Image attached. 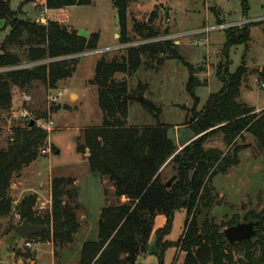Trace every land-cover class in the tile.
<instances>
[{
    "label": "trees",
    "instance_id": "1",
    "mask_svg": "<svg viewBox=\"0 0 264 264\" xmlns=\"http://www.w3.org/2000/svg\"><path fill=\"white\" fill-rule=\"evenodd\" d=\"M94 1L44 0L43 5L50 11H59L68 20L69 8L90 6ZM130 3L131 0H113L121 45L131 43L128 29ZM243 3L244 12H247V0ZM17 15L11 0H0V20L10 27L9 34L0 43L1 110L12 108L14 88L29 89L40 82L49 89H56L59 82L72 78L77 71L79 55L97 51L101 38L99 32L82 36L56 14L48 17L45 24ZM237 28L225 29L226 47L249 39L247 26L242 36V31ZM133 32L143 41L170 34L168 29L161 34L153 23L135 20ZM16 46L28 47L26 61L35 64L34 67L21 66V57L13 52ZM167 60H178L187 68V91L194 99L192 117L185 125L193 130L196 138L180 151L169 136L168 125H129V107L134 100L128 97L143 95L145 87L140 84L130 91L127 81L116 80L118 74L133 77L142 66L159 69ZM44 62L48 63L41 64ZM203 71V67L197 68L186 61L179 46L171 40L129 47L125 54L111 60L103 55L97 61L90 84L97 87L103 121L101 126L83 130L77 151L89 152L90 171L108 180L113 194L104 189L107 205L100 213L98 239L83 243L78 264H137L138 257L146 253L159 215L167 218V225L158 232V246L163 252L170 246L176 247L184 253L183 264H264V213L247 216L242 221L261 224L256 228L257 238L237 244L227 241L224 229L239 220L221 225L208 217L199 221L202 212L209 211L218 197L213 186L215 176L227 174L238 166L239 153L245 148L238 141L245 140V134L255 138L257 150L264 156V110L257 112L255 107L240 101L241 87L248 74L246 62L243 61L233 74L220 66L218 77L223 87L218 93L211 94L203 109L198 110L199 98L195 90L202 85L198 74ZM259 77L264 84V68L259 71ZM143 104L156 117L160 113L153 103L144 101ZM216 135L222 136L228 147L226 152L206 146ZM48 137L44 129L27 122L16 130L8 147L0 150V217L13 208L10 197L13 180L39 159ZM51 149L57 151L54 146ZM169 166L174 172L171 178L165 176ZM173 177L175 180L168 185ZM124 197L127 201L122 202ZM51 198V212L46 216L36 217L35 195L20 202L19 215L22 223L27 221L47 228L31 240L51 241L56 248H66L74 244L82 227L77 214L82 207L76 180L53 178ZM181 210L187 214L185 232L177 242H168L165 238L171 230L174 215Z\"/></svg>",
    "mask_w": 264,
    "mask_h": 264
},
{
    "label": "rangeland",
    "instance_id": "2",
    "mask_svg": "<svg viewBox=\"0 0 264 264\" xmlns=\"http://www.w3.org/2000/svg\"><path fill=\"white\" fill-rule=\"evenodd\" d=\"M137 2L131 0L130 3L128 29L131 43L128 46L119 47L127 44L119 43L118 31L116 49L91 51L79 56L74 76L59 82L56 89H49L40 82L34 83L29 89L14 88L12 108L0 109V150L7 148L16 130L27 123L18 118L21 107L19 101L23 93L32 97V102L26 105L31 114L29 122L34 120L41 128L49 121L54 123L51 131L45 130L49 137L39 159L26 168L20 177L13 180L10 191L13 208L10 213L0 217V264H42L37 258L40 240L37 238L31 240L30 237L28 241L34 247H26L14 229L22 224L18 211L20 202L29 195L37 197V204L34 207L36 217H43L51 212L52 198L49 187L52 179L56 177H72L77 180L79 196L84 199V203L81 204L83 208L77 212L78 219L81 224L87 222L86 219L89 223L82 225L83 230L80 229L75 236L73 245L61 249L54 247L55 264H78L83 242L98 239L100 213L105 202L104 187L111 194L113 192L108 180L100 178L101 183L90 171L87 160L89 152L78 153L77 147L82 142L83 130L101 126L103 121L97 87L90 84L96 63L103 55L111 60L143 41L133 32L134 20L153 23L161 34L167 29L170 34L194 31L202 27L211 29L208 34L197 37L200 45H195L189 38L180 39L183 44L179 45L180 54L186 61L197 68H204L203 73L198 74L202 85L197 86L195 90L199 98L198 110L203 109L211 94L222 89L223 84L218 77L220 66L229 74H233L243 61L246 62L248 74L241 87L240 101L261 108L257 112L264 110V87L259 77V71L264 68V21L258 23L264 20V0H247V12H244L243 0H137ZM43 3L44 0H11V7L18 13L19 18L35 20L42 24L47 23L48 17L56 14L82 36L88 37L94 32H99L100 50L115 45L114 31L118 29V19L111 0H96L90 6L71 7L68 10L69 20H66L59 11L47 12ZM192 10L197 11L195 15L189 16ZM219 14V18H223L222 24H219ZM241 21L245 22V25L238 26L237 29L242 31V34L247 26L249 39L226 47V28L221 27ZM219 27L220 29H217ZM9 32L10 27L6 26L5 21L0 20V43ZM172 41L175 44L177 42ZM27 51V46L13 48V52L23 61L21 66L31 68L35 64L26 61ZM188 79L187 68L178 60H167L159 69L142 66L133 77L125 74L116 75V80L127 81L130 91L136 90L140 84L144 86V101L153 103L156 109L160 110L156 117L145 108L144 101L134 100L129 107V125L134 127L156 126L158 123L168 125L170 137L178 144L192 137L193 130L184 127L191 119V110L194 108V99L187 91ZM71 94L75 95L71 98ZM56 96L59 98V104L51 103L50 97ZM238 144L245 147L239 153L240 162L229 173L215 176L213 186L218 197L209 211L202 212L200 222L208 217L221 225L235 220L242 222L247 216L264 213V156L259 154L255 138L250 134H245V140L238 141ZM51 146L56 147L57 151H53ZM206 146L220 148L225 152L228 150L221 135L211 138ZM43 150L48 151L44 154ZM173 173L172 167L169 166L165 176L171 178ZM42 204H45L44 209H41ZM186 218L184 210L175 213L166 241L175 243L181 238L185 232ZM166 225L167 218L159 215L155 220L146 253L140 255L143 257L137 264L162 262L183 264L184 253H180L176 247L170 246L163 252L158 246V232ZM84 229L89 230L85 232Z\"/></svg>",
    "mask_w": 264,
    "mask_h": 264
},
{
    "label": "water",
    "instance_id": "3",
    "mask_svg": "<svg viewBox=\"0 0 264 264\" xmlns=\"http://www.w3.org/2000/svg\"><path fill=\"white\" fill-rule=\"evenodd\" d=\"M84 55V54H82ZM80 55V56H82ZM132 98L137 102L144 101V95L128 97ZM36 121L32 120L30 122V126H33ZM176 177H173L167 184L170 185ZM261 224V222L248 221V222H240L237 221L235 225L224 230L225 237L230 244H237L240 242L251 241L257 238L258 232L257 227ZM47 228L44 226H38L31 224L27 221H24L22 224L15 228V233L18 235L20 239L23 241L28 240L30 237L38 235L44 232Z\"/></svg>",
    "mask_w": 264,
    "mask_h": 264
},
{
    "label": "built area",
    "instance_id": "4",
    "mask_svg": "<svg viewBox=\"0 0 264 264\" xmlns=\"http://www.w3.org/2000/svg\"><path fill=\"white\" fill-rule=\"evenodd\" d=\"M264 20H260L258 22H262ZM242 25H245V22H241L239 24H236V25H230V26H225V27H221V28H230V27H238V26H242ZM217 29H220L217 28ZM211 31L210 28L208 27H202L196 31H192V32H189V33H184V34H169V35H161V36H158V37H155V38H151V39H147V40H144L140 43H138L136 46H139V45H142V44H150V43H157V42H163V41H168V40H177V42L183 38V37H190L192 38V40L194 41L195 45H200V41L197 40V37L199 35H204V34H208L209 32ZM127 45H124V46H120L122 48H125ZM80 56V55H79ZM83 56V55H82ZM263 87H264V84H263ZM32 102V97L30 95H28L27 93H23L22 94V97L19 101V104L21 105L20 107V110L18 111V118L22 121H26V122H29L30 119H31V114H30V111L26 108V105H29L30 103ZM50 102L51 103H56V104H59V98L56 96V97H50ZM53 121H49L47 122L42 128L44 130H48V131H51L53 129ZM48 150H43V153H47ZM52 204V202H51ZM45 204H42L41 206V209H44L45 207ZM52 206V205H51ZM19 218L21 219V216L19 215ZM24 242V245L26 247H29V248H33L34 245L29 242L28 240H25L23 241Z\"/></svg>",
    "mask_w": 264,
    "mask_h": 264
},
{
    "label": "crops",
    "instance_id": "5",
    "mask_svg": "<svg viewBox=\"0 0 264 264\" xmlns=\"http://www.w3.org/2000/svg\"><path fill=\"white\" fill-rule=\"evenodd\" d=\"M96 1V0H95ZM94 1V2H95ZM111 2H112V6H113V8L115 9V7H114V5H113V0H111ZM135 3H138L137 2V0H135ZM73 8V7H72ZM70 9V8H69ZM68 9V10H69ZM49 10L47 9V12H48ZM115 11H116V9H115ZM196 11L197 10H192V11H190V14H188L189 16H192V15H195V13H196ZM51 12H54V11H51ZM131 12V11H130ZM117 13V12H116ZM187 15V16H188ZM220 17V14H219V16H218V19H219V21H221V24H222V20H223V18L222 19H220L219 18ZM69 20V19H68ZM118 21V20H117ZM243 21V20H242ZM241 21V22H242ZM240 22V23H241ZM220 23V22H219ZM236 24H239V23H235V24H229V26L230 25H236ZM205 25H206V23H205ZM200 29V28H199ZM196 30H198V28L197 29H194V31H196ZM118 31H119V26H118V29H116L115 31H114V40H115V45H113V47L112 48H108V49H102V50H100V49H98V51H106V50H110V49H116V47L115 46H118V43L116 42V40H117V36H118ZM191 31H193V30H189V31H187V32H191ZM186 31L184 32V33H187ZM184 33H182V31L181 32H178V33H176V34H184ZM243 35V33L240 35V36H242ZM183 38H189V40L190 41H192V38H190V37H183ZM183 38H181V39H183ZM179 43V44H178ZM176 44H178V46L180 45H182L183 43H182V40H180V41H178V42H176ZM120 45V44H119ZM120 47V46H119ZM263 69V68H262ZM262 69H261V71H262ZM75 94H71V98L74 96ZM77 98H78V96H76ZM245 103V102H244ZM257 110H260L261 108H257V107H255ZM185 128L186 127H189V126H184ZM177 128V127H176ZM170 136V135H169ZM171 138V137H170ZM196 137H195V134L192 136V137H190L189 139H187V140H185L183 143H180V144H178V143H175L176 144V146L178 147V151H180V150H182L187 144H189L191 141H193L194 139H195ZM172 139V138H171ZM173 140V139H172ZM174 141V140H173ZM60 153V151L58 152V154ZM96 176V175H95ZM96 178H99V180H100V182L102 183V181H101V179H100V177L99 176H96ZM75 179V178H74ZM76 180V179H75ZM76 185H77V180H76ZM103 185V184H102ZM103 187H104V185H103ZM104 189H105V187H104ZM49 191L51 192V186L49 187ZM104 198V200H105V197H103ZM79 201L80 202H82V203H79L80 205L81 204H83L84 203V199L82 198V196L80 195L79 196ZM122 202H125V201H127V199L124 197V198H122V200H121ZM17 203V202H16ZM105 204V205H104ZM104 204H103V206H106L107 204H106V201L104 202ZM81 207L83 208V206L81 205ZM162 216V215H161ZM158 217V216H157ZM83 219V218H82ZM86 221L87 222H85L84 221V223H82V225L84 224V225H87V223H89L88 222V220L86 219ZM83 227V226H82ZM90 229V228H89ZM89 229H84V231L86 232V231H88ZM81 230H83V228H81ZM84 232V234H86ZM79 233V232H78ZM85 236V235H84ZM82 237H83V235H82ZM22 242H23V240H21ZM93 241H96V240H93ZM86 242V241H85ZM24 243V242H23ZM84 243V242H83ZM36 245V244H35ZM83 245V244H82ZM37 249H38V252H39V255H38V260H39V262L40 263H42V264H55V259H54V245H53V243H51V242H40V243H38V246H37ZM143 257V256H142ZM141 256H139L138 257V261H139V259L140 258H142Z\"/></svg>",
    "mask_w": 264,
    "mask_h": 264
}]
</instances>
